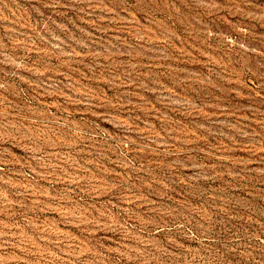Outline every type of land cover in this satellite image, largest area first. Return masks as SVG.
<instances>
[{
  "label": "rangeland",
  "instance_id": "rangeland-1",
  "mask_svg": "<svg viewBox=\"0 0 264 264\" xmlns=\"http://www.w3.org/2000/svg\"><path fill=\"white\" fill-rule=\"evenodd\" d=\"M0 264H264V0H0Z\"/></svg>",
  "mask_w": 264,
  "mask_h": 264
}]
</instances>
